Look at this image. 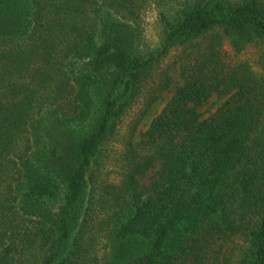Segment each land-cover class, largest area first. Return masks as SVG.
I'll list each match as a JSON object with an SVG mask.
<instances>
[{"label":"trees","instance_id":"16d2710c","mask_svg":"<svg viewBox=\"0 0 264 264\" xmlns=\"http://www.w3.org/2000/svg\"><path fill=\"white\" fill-rule=\"evenodd\" d=\"M150 3L164 37L143 51ZM224 44L256 49L257 64L228 60ZM177 49L178 68L162 69ZM172 71L181 85L136 138ZM213 95L227 98L201 119ZM140 101L119 178L99 183L97 156ZM1 183L32 219L41 264H79L100 235L104 264H228V243L232 264H264V0H0Z\"/></svg>","mask_w":264,"mask_h":264},{"label":"rangeland","instance_id":"374dc122","mask_svg":"<svg viewBox=\"0 0 264 264\" xmlns=\"http://www.w3.org/2000/svg\"><path fill=\"white\" fill-rule=\"evenodd\" d=\"M163 11L165 12V9L155 3L147 4L141 11L138 21L140 30L137 35L138 45L141 50L153 51L160 46L164 37V29L160 16V13ZM223 51L226 53L227 59L232 62L245 61L252 67L257 64L259 55L254 48H247L243 52L235 55V53L230 50L229 46L224 44ZM180 58V49L172 50L163 60L161 68L164 69L167 66L173 69L178 68ZM171 73H173V71ZM171 78L172 81L168 90L162 94L161 99L151 107L145 118L141 121L135 133L136 138H139L141 134L148 129L151 121L161 113L171 99L175 88L181 85V80L177 74L173 73ZM226 98L227 96L213 95L198 109L201 119H206L213 114ZM141 108L142 102L140 101L127 113L119 125L120 135L118 140L112 145L110 143L105 146L98 154L97 164L92 169L94 180L99 183L117 182L120 174L118 155L122 150V136L127 134L129 128L132 126V122L139 118V110ZM158 170L159 164L154 163L153 167L145 175L138 178V183L141 186L147 187ZM0 187H6V184L1 183ZM10 201V197L5 199L1 191L0 264H41L45 251H40L31 244V232L33 231L31 230L33 229L31 224L32 219L23 214H14L15 209ZM74 250V247L70 246L67 252L72 255ZM236 250L235 243H228L221 248V255H223V253H230L231 255V259L227 262L228 264L235 262V257L237 255ZM107 252L105 241L100 235L96 236V238L90 242V245L84 246L83 250L77 249L74 260H76L77 263L79 262V264H104L103 255ZM221 262L224 264L222 260Z\"/></svg>","mask_w":264,"mask_h":264}]
</instances>
